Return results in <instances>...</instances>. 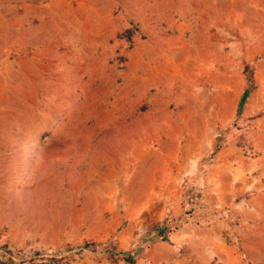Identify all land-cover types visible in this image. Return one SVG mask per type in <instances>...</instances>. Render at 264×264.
<instances>
[{"label":"rangeland","instance_id":"374dc122","mask_svg":"<svg viewBox=\"0 0 264 264\" xmlns=\"http://www.w3.org/2000/svg\"><path fill=\"white\" fill-rule=\"evenodd\" d=\"M47 1L0 0V264H127L198 199L147 152L239 124L264 0Z\"/></svg>","mask_w":264,"mask_h":264},{"label":"crops","instance_id":"0c3cea01","mask_svg":"<svg viewBox=\"0 0 264 264\" xmlns=\"http://www.w3.org/2000/svg\"><path fill=\"white\" fill-rule=\"evenodd\" d=\"M65 2L47 4L60 12ZM251 14L249 21L263 20L264 2ZM252 82L239 124L224 134L217 150L213 137L202 147H185L181 155L176 149L147 152L159 155L157 161H185L183 170L198 183L191 195L198 199L186 212L182 201L175 202L166 217L176 228L165 240L151 239L133 264H264V57L253 66ZM209 154L199 170L200 158ZM174 167L176 172L177 164Z\"/></svg>","mask_w":264,"mask_h":264},{"label":"trees","instance_id":"16d2710c","mask_svg":"<svg viewBox=\"0 0 264 264\" xmlns=\"http://www.w3.org/2000/svg\"><path fill=\"white\" fill-rule=\"evenodd\" d=\"M246 70H247V66L244 65V66H243V73H246ZM247 81H248V84H249V85H247V87H246L245 90H244V97H245L248 93H250L251 90H253V88H254V87H252V86L250 85V84L252 83V79H251V78H250V79L247 78ZM219 146H220V145L215 144L214 150H217V149L219 148ZM167 227L169 228V229H168L169 231H172V229H175V228H176L175 225L172 226V221L169 220V218L165 217V218L162 220L161 225H160V227H159L158 230H157V234H156V238H157V239H160V240H165V239H167V238H165V237L162 236V232H163L164 229L167 228ZM95 246H97L96 243H94V242H89V243H85V244L83 245V248H88V247H92V248H94ZM117 254L121 257V259H122L125 263L133 264V263H135V261H136V257H135L133 254H130V253H128V252H119V253H117ZM32 261H33V260H31V262H32Z\"/></svg>","mask_w":264,"mask_h":264},{"label":"built area","instance_id":"2783aa9c","mask_svg":"<svg viewBox=\"0 0 264 264\" xmlns=\"http://www.w3.org/2000/svg\"><path fill=\"white\" fill-rule=\"evenodd\" d=\"M205 213V212H204ZM213 213H215V212H213ZM213 213H211V214H213ZM206 214V213H205ZM169 228L167 227V228H165L164 229V231L162 232V236L163 237H165V238H167V236H168V234H169V230H168Z\"/></svg>","mask_w":264,"mask_h":264}]
</instances>
